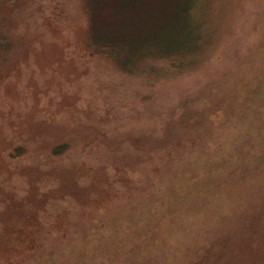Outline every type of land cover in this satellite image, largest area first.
<instances>
[{
	"label": "rangeland",
	"instance_id": "374dc122",
	"mask_svg": "<svg viewBox=\"0 0 264 264\" xmlns=\"http://www.w3.org/2000/svg\"><path fill=\"white\" fill-rule=\"evenodd\" d=\"M21 261L264 264V0H0V264Z\"/></svg>",
	"mask_w": 264,
	"mask_h": 264
},
{
	"label": "trees",
	"instance_id": "16d2710c",
	"mask_svg": "<svg viewBox=\"0 0 264 264\" xmlns=\"http://www.w3.org/2000/svg\"><path fill=\"white\" fill-rule=\"evenodd\" d=\"M185 10V9H184ZM130 37V36H129ZM158 37H160V36H158ZM176 37H178V36H176ZM125 40V39H124ZM181 40V39H180ZM128 41H130V42H128ZM128 41H126V44H127V46L131 49V50H134L133 49V46H131V44L133 43H131V40L130 39H128ZM159 41H161V40H159ZM183 41V40H182ZM188 42V41H187ZM180 43V42H179ZM179 43H175V42H173V43H167V44H165V45H161V46H159L160 47V49H161V52H159V53H162V55H163V59L162 60H169V59H167V57H169V58H171V57H174V59H175V61H172V64H170L171 65V69H175V73H176V78H180L181 76H184V75H182L183 73H179V68H180V66H182V60H181V58H180V56H179V54H180V52H179ZM190 43H192L193 44V42L191 41ZM194 45V44H193ZM128 49V48H127ZM185 54H187L186 53V51H185ZM132 55H135V53H134V51H132ZM183 55H184V53H183ZM145 58V57H144ZM183 61H184V59H183ZM122 62H124V61H122ZM136 62H137V60H135L134 61V63L136 64ZM181 64V65H180ZM127 65V64H126ZM146 66V65H145ZM153 68V67H152ZM194 72V71H193ZM145 74H148V73H145ZM146 77H148L147 75H145ZM160 76V75H159ZM150 77V76H149ZM151 77H153V79L154 80H156L157 78H159L158 77V75L157 74H154V73H152L151 74ZM159 80V79H158ZM64 147H65V144H61V145H58V146H56L55 148H54V150H53V155L55 154V155H59V154H61V151L64 149ZM20 148H16L15 149V151L16 150H19ZM56 158V157H55ZM61 158V157H60ZM140 173H142V172H140ZM137 174V172L136 173H134V176ZM127 178V177H126ZM134 179H132V181H133ZM207 263H209V262H207ZM19 264H22V261L19 263Z\"/></svg>",
	"mask_w": 264,
	"mask_h": 264
}]
</instances>
